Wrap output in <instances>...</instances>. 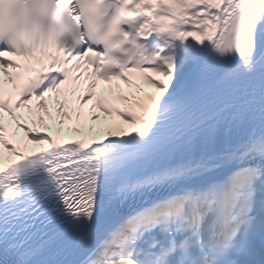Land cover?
<instances>
[{
  "label": "bare ground",
  "instance_id": "obj_1",
  "mask_svg": "<svg viewBox=\"0 0 264 264\" xmlns=\"http://www.w3.org/2000/svg\"><path fill=\"white\" fill-rule=\"evenodd\" d=\"M210 31H208L206 34L209 36ZM9 58V57H8ZM12 62H26L27 64H32V59L29 57H10L9 58ZM83 69L87 70L86 77L90 75L92 69L86 65L82 66ZM189 69L183 70L177 73V76L175 78H172V82H164L166 84H161V86H165V95H159V91H153L150 90H144L147 93L148 99L150 103H154L157 105H163L168 107H172V109H167V112L165 113V117L167 120H173L177 117V119L182 116V113L191 109L192 103L194 102V99L190 98L186 95V90H183V85L185 84V79L188 74ZM185 72V73H183ZM23 74H26V72L23 70ZM264 80V77H263ZM15 82H18L17 80ZM87 92H90L93 90L92 85L87 86ZM155 90V89H154ZM50 92H46L45 95L40 96L41 99H43V102L41 105L38 104V99L34 98L31 99L25 109V115L28 116L31 123L34 124V126L41 130V121L44 117V115H55L60 116V110L57 109V106L55 104L56 100L53 99L54 97L51 95L56 91V88H52L49 90ZM143 89H139V87H132L131 89H127L125 91H122L124 93V98H134L135 96L142 93ZM6 92V89H5ZM157 92V93H156ZM7 94V92L5 93ZM174 96V100L170 103L169 97ZM33 109L36 110V112H33ZM178 115V116H177ZM99 118H107L103 114H97ZM132 130V129H131ZM39 132V133H38ZM35 132V135L42 139V143L35 141H30L31 143H36L33 145L32 149L30 151H27L24 153V151H21L20 154L17 155L15 159L8 162L6 165H3V163H0V200L4 198L6 195H8L11 191L16 189L17 187L23 185L28 180H31L36 175L43 173L47 170L53 169L58 166V160H48L51 153V142L52 140H60L61 143H65L67 145L68 137L67 135H49L45 134L43 131ZM6 136L7 133H4L0 129V147L5 146L6 142ZM116 137L108 138L107 136L101 137L98 140H94L93 138L89 139H83L84 141L88 143H93L92 147L91 145L87 146V148H92V150L96 154L105 155V154H111L116 151L112 150V147L117 145V143H125L127 139H125L122 142H117ZM67 141V142H66ZM31 143H29L31 145ZM64 144V145H65ZM24 150V149H23ZM30 157L32 164H30L31 167H29V170H24L19 168L21 165L22 159ZM37 163V164H36ZM20 172V173H19ZM107 220H104L99 223V227L97 229H91L89 233L86 234V237L84 238L85 241H83L81 249L76 251L73 255H70L66 260H63L57 264H88L89 258L92 256V246L90 242L93 240L98 241L102 235L105 234L107 228L105 225L107 224ZM105 227L104 230L101 228ZM91 240V241H89ZM81 250V251H80ZM82 252V253H81ZM78 253H81L78 255ZM74 260V261H73Z\"/></svg>",
  "mask_w": 264,
  "mask_h": 264
},
{
  "label": "rangeland",
  "instance_id": "obj_2",
  "mask_svg": "<svg viewBox=\"0 0 264 264\" xmlns=\"http://www.w3.org/2000/svg\"><path fill=\"white\" fill-rule=\"evenodd\" d=\"M124 85V84H122ZM116 88H110V90L105 91L104 93H116L120 91H125L127 89H131L132 87H136L138 83L134 82L133 85H126ZM122 86V87H121ZM103 92V91H102ZM55 98V97H54ZM53 98V99H54ZM55 104L57 109L60 110L61 115H44L41 121V130H38L34 124L31 123V131L19 129L17 131V135L15 137L16 144L23 145L26 149H32L36 143H31L30 141L42 143V139L35 138V132L43 131L45 134H53V135H67L68 138L72 139H80V138H93L94 140H98L101 137L108 136L109 133L107 131V121L110 119L104 118L100 119L97 116V112H94V102H87L84 107L83 111L88 114V117L85 118V122L78 121V111H79V103L77 105L71 104L70 106L67 105L68 100H63V98H58ZM70 102V101H69ZM39 104V103H38ZM41 105V104H39ZM94 108V109H93ZM97 110V109H95ZM35 113L36 110L33 109ZM24 118L28 120L27 116L24 115ZM87 119V120H86ZM29 121V120H28ZM9 126L10 128L19 127L17 124L14 123L12 119H9ZM39 133V132H38ZM31 143V145L29 144ZM5 150V147H0V152ZM1 163V162H0Z\"/></svg>",
  "mask_w": 264,
  "mask_h": 264
}]
</instances>
